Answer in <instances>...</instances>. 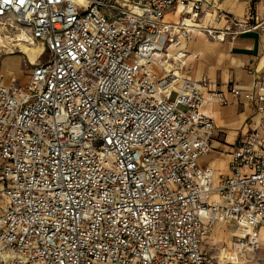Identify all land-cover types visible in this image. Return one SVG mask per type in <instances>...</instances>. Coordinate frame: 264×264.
Listing matches in <instances>:
<instances>
[{
    "label": "built area",
    "instance_id": "1",
    "mask_svg": "<svg viewBox=\"0 0 264 264\" xmlns=\"http://www.w3.org/2000/svg\"><path fill=\"white\" fill-rule=\"evenodd\" d=\"M190 30L264 36V20L214 0H0V42L47 53L24 83L0 72V264H242L259 248L264 127L235 146L228 174L201 167L215 124L206 79L183 72ZM258 87L248 101H264ZM228 220L249 232L203 250Z\"/></svg>",
    "mask_w": 264,
    "mask_h": 264
},
{
    "label": "crops",
    "instance_id": "2",
    "mask_svg": "<svg viewBox=\"0 0 264 264\" xmlns=\"http://www.w3.org/2000/svg\"><path fill=\"white\" fill-rule=\"evenodd\" d=\"M176 14L177 12L170 11L166 19L177 20L180 13L177 18L174 17ZM168 15L171 16L168 17ZM227 19L228 16H225L217 22H212V26L222 28ZM189 34L190 40L182 41L178 46L188 53L183 72L191 79H206L203 90L205 102L202 109L212 117L215 124L212 149L199 159V163L203 168L212 169L214 178L217 180L221 174L229 173L228 163L231 153L235 146L244 139L245 134L250 129L264 127V108L261 110L259 108V105H264V101L262 103L257 100L250 102L244 96L247 92H254L253 84L256 81L259 82V87L255 90V94L264 95V36H260L256 31H250L238 35L235 39L226 36L224 40H219L211 38L201 30H190ZM249 69L253 71V74L248 72ZM232 84L240 88L241 95L236 96L230 91ZM217 93L225 98L224 104H221L215 96ZM208 155L210 162L202 164L201 160ZM222 223L224 222L219 224ZM241 226L249 232V229ZM263 230V225L256 229L257 233ZM238 236L241 235L234 233L233 239ZM259 240L260 246L255 252L259 254L262 252L260 257L264 261L262 257L264 256V240L260 237ZM201 246L205 250L202 243ZM246 261L252 264L255 260L249 258Z\"/></svg>",
    "mask_w": 264,
    "mask_h": 264
},
{
    "label": "rangeland",
    "instance_id": "3",
    "mask_svg": "<svg viewBox=\"0 0 264 264\" xmlns=\"http://www.w3.org/2000/svg\"><path fill=\"white\" fill-rule=\"evenodd\" d=\"M212 1V0H211ZM218 6L225 9L226 11L232 13L237 19L240 20H250L252 23L261 22L264 20V0H214ZM172 52L175 51L174 48L170 49ZM8 55L18 56L16 63L10 67L13 71L12 74H8L6 69V64L3 63V58ZM47 57V53L44 47L36 43L35 45H28L26 43L20 44L18 47L12 45H5L0 42V72L3 77L8 82H18L24 83L27 80V76L31 71L32 67L38 62H41ZM211 155V154H209ZM206 156L201 160L202 164L210 162V156ZM215 157V156H214ZM200 161V160H199ZM228 225L232 227L236 226L233 220H228L219 226L223 231L219 232L215 230V226L205 233L202 245L205 250L211 254H216L218 249L224 248L231 244L233 240L234 233L237 234L235 230L228 231ZM264 227V225H263ZM262 255V252L260 253ZM258 252H254L251 255H247L245 258L253 259L252 264H264L262 258ZM264 257V256H262ZM242 264H250L244 261Z\"/></svg>",
    "mask_w": 264,
    "mask_h": 264
},
{
    "label": "bare ground",
    "instance_id": "4",
    "mask_svg": "<svg viewBox=\"0 0 264 264\" xmlns=\"http://www.w3.org/2000/svg\"><path fill=\"white\" fill-rule=\"evenodd\" d=\"M178 14H179V12H177V14L174 15V17L177 18V17H178ZM170 16H171V15H168V17H170ZM202 22H203V24L205 25V27L208 26L209 21H208L207 18L202 19ZM18 59H19V58H18V56H16V55H8V56H5V57L3 58V63L6 64V69H5V70L8 72V74H12V73H13V71L10 69V67H12V66L16 63V61H17ZM217 225H219V223H215V224H214V226H215V230H217V231H219V232H223L224 230H222V229H221L219 226H217ZM227 227H228V231H229V230H235L236 233H237V234H240V235H245V233L247 232V230H246L244 227H242L241 225H236L235 227H234V226L232 227L231 225H228ZM249 230H250V229H249ZM258 236H259L261 239L264 240V230H263L261 233L258 232Z\"/></svg>",
    "mask_w": 264,
    "mask_h": 264
}]
</instances>
